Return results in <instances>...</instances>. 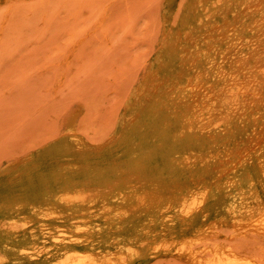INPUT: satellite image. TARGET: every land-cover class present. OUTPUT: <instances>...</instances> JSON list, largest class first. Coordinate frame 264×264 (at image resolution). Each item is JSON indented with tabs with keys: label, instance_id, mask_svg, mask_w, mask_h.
<instances>
[{
	"label": "rangeland",
	"instance_id": "obj_1",
	"mask_svg": "<svg viewBox=\"0 0 264 264\" xmlns=\"http://www.w3.org/2000/svg\"><path fill=\"white\" fill-rule=\"evenodd\" d=\"M238 2L0 0V264H56L64 244L53 235L71 247L93 235L103 247L126 236L108 222L128 206L121 199L131 183L121 184L122 174L138 178L142 193L167 196L174 186H192L188 167L196 161L193 174L203 173L200 158L209 152L177 139L172 115L165 130L168 107L173 93L194 78V66L213 85L220 83L210 51L220 64L225 46L209 45L205 34L226 20L251 24L237 17ZM231 122L240 146L249 150L253 126ZM213 139L219 146L224 141L220 134ZM237 157L217 153L207 164L231 167ZM65 187L103 196L95 202L100 208L85 217L79 203L55 202ZM18 202L23 207L15 208ZM49 203L57 207L51 219L38 214ZM226 203L213 185L207 218L195 215L194 226L184 231L187 216L170 222L140 206L133 223L121 220L138 230L139 253L129 264H188L174 252L149 247L163 231L180 238L215 226L226 233L216 240L240 246L251 240L233 236ZM256 239L242 245L264 253V242Z\"/></svg>",
	"mask_w": 264,
	"mask_h": 264
},
{
	"label": "bare ground",
	"instance_id": "obj_2",
	"mask_svg": "<svg viewBox=\"0 0 264 264\" xmlns=\"http://www.w3.org/2000/svg\"><path fill=\"white\" fill-rule=\"evenodd\" d=\"M238 8L240 16L237 17L247 18V21L252 22L251 24H240V20H237L238 22L226 20L222 25L211 24L205 34V40L209 45L219 42L225 46L221 55L218 54L221 56L220 64L216 61L215 50L212 48L210 51L220 83L213 85L211 80L204 78L203 72H199L194 66V78H190L185 85L173 93L166 116L168 123L165 130L170 129L169 118L172 115L178 119L179 124L175 137L185 140L189 147L195 143L205 153L209 152L205 158H200L205 162L204 172L199 175L193 174L197 167L194 161L192 167H188L193 171H190L193 176L192 186L186 189L180 185L174 186L167 196H161L156 190L142 193L141 181L138 178L134 181V176L120 175L121 184L131 183L129 192L121 199L125 200L128 206L123 213L119 212L120 220L108 222L117 233L126 231L127 235L117 237L108 247L100 245L101 239H96L94 235L83 238L82 242L73 247L68 245L67 239L53 235L57 242L62 241L64 244L57 255L56 264L131 263L130 257L139 253L138 230L127 223H122L123 217L127 216L129 219L124 221L133 223L132 219L136 216L137 209L144 206V210L159 212L160 216L170 222L187 216L184 231L194 226L195 215L201 214L207 218L205 205L212 198L213 185L218 187L220 193L227 199L226 208L234 228L233 236L252 237L264 242L262 197L264 192V0H239ZM239 30H251L256 37L246 38L240 35ZM216 49L218 50V47ZM226 64L229 70H225ZM232 119L253 126L249 150L240 146L235 133L236 128L232 126ZM220 124H223V127L217 128ZM215 134L223 136L222 145H216L213 139ZM234 152L238 157L231 167L220 163L207 164L217 153L228 155ZM64 189L60 199H56L55 202L79 203L80 212L85 217L94 214L103 201V196L92 197L89 193L77 189L68 187ZM109 195L111 197V194ZM97 201L99 204L95 203ZM53 206L50 207L49 203L45 208L40 207L44 210L38 211V214H43L42 216L48 219L53 218L57 208ZM19 207H23L20 202L16 203L15 208ZM214 227L193 229V235L180 238L163 231L158 241L148 244L151 249H155V252H174L178 257L185 258L188 264H264V255H262L264 253L261 250L257 249L262 254L259 252L253 254L256 252L250 253L251 248L245 249V243L248 244L252 238L245 239L249 241L244 244L242 241L245 245L241 244L242 248L237 245L239 241L235 243L234 240L232 242L216 240V236L224 232H219L217 230L220 229ZM89 241H91L90 245ZM251 242L247 246L251 247ZM231 243L240 249L233 247ZM253 246L254 244L252 248Z\"/></svg>",
	"mask_w": 264,
	"mask_h": 264
}]
</instances>
